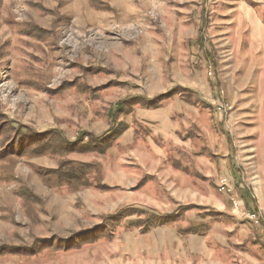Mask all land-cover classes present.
Segmentation results:
<instances>
[{
  "label": "rangeland",
  "instance_id": "obj_1",
  "mask_svg": "<svg viewBox=\"0 0 264 264\" xmlns=\"http://www.w3.org/2000/svg\"><path fill=\"white\" fill-rule=\"evenodd\" d=\"M0 264H264V0H0Z\"/></svg>",
  "mask_w": 264,
  "mask_h": 264
},
{
  "label": "trees",
  "instance_id": "obj_2",
  "mask_svg": "<svg viewBox=\"0 0 264 264\" xmlns=\"http://www.w3.org/2000/svg\"><path fill=\"white\" fill-rule=\"evenodd\" d=\"M152 101H148L146 103H151ZM159 103H154L152 106L153 108H157ZM111 125L110 128H108L107 131L102 133L101 135L98 136H93L92 134H85L82 133V139L85 137L88 138V141L83 142L82 146L80 148H84L86 146H89L90 149H92L94 152L97 153H104L111 145L113 142L116 141V139L127 129V124L123 123H115V117L113 114H111ZM68 164V163H65ZM61 167H63V163L59 165L58 169L55 171V173L58 174L56 177L58 178L59 181H62L64 183H67V180H70L72 178V174L75 172L76 174L80 175V171L76 172L74 168H70L67 170H62ZM75 170V171H74ZM74 176V175H73ZM171 215H156L155 217L153 216V219L148 220V224L142 227L143 229L141 232L145 233L149 231L152 228L162 226V225H168L173 221V218L168 219ZM132 227V225H131Z\"/></svg>",
  "mask_w": 264,
  "mask_h": 264
},
{
  "label": "built area",
  "instance_id": "obj_3",
  "mask_svg": "<svg viewBox=\"0 0 264 264\" xmlns=\"http://www.w3.org/2000/svg\"><path fill=\"white\" fill-rule=\"evenodd\" d=\"M225 107V106H224ZM234 206H235V208H237L238 207V204L236 203V202H234ZM249 220H251V221H257V219H256V216H255V214L254 213H252V214H248L247 216H246Z\"/></svg>",
  "mask_w": 264,
  "mask_h": 264
},
{
  "label": "crops",
  "instance_id": "obj_4",
  "mask_svg": "<svg viewBox=\"0 0 264 264\" xmlns=\"http://www.w3.org/2000/svg\"><path fill=\"white\" fill-rule=\"evenodd\" d=\"M257 26H258V25H257ZM259 27H260V29H262V25H261V24L259 25Z\"/></svg>",
  "mask_w": 264,
  "mask_h": 264
}]
</instances>
